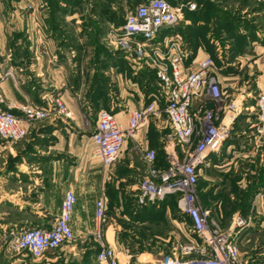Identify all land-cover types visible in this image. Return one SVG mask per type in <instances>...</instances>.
Wrapping results in <instances>:
<instances>
[{"label": "crops", "instance_id": "1", "mask_svg": "<svg viewBox=\"0 0 264 264\" xmlns=\"http://www.w3.org/2000/svg\"><path fill=\"white\" fill-rule=\"evenodd\" d=\"M182 1L194 2L197 7L205 8L210 18L209 21L197 20L196 28L192 29L195 43H190L183 35L186 45L197 57L213 56L216 54L215 42L219 41L225 49L224 57L218 58L211 73L226 96L225 106L236 100L245 108L235 118L226 109L220 114L222 120H231L230 134L221 150L212 153L199 166V196L211 207L210 213L222 229L231 228L237 215L249 220V225L238 235L240 259L242 254H246L245 264H264V143L257 141L254 125L257 111L255 96L264 91V1ZM36 17L31 16L28 20L35 25ZM38 20L43 23L42 16ZM181 24L192 26L194 23L185 16ZM49 34L36 29L28 37L31 41L35 37L36 41L20 47L19 52L15 50L12 54L13 66H19L20 71L17 68L16 77L0 82V95L4 98V109L15 104L17 108L12 111L21 115L22 105L43 104L48 93L64 87V99L73 119L67 122L47 120L46 123H53L54 126L49 136V147L34 149L31 161H22L11 169L5 166L0 169V243L2 230L51 228L60 215L69 189H73L77 196L71 221L75 238L59 253L41 258H35L29 252L10 254L1 249L0 264H99L96 256L91 258L86 255L98 248L96 234L99 231L106 243L116 248L120 264H130L129 254L123 249L120 237L122 222L130 220L125 202L131 205V199L137 193V183L147 172L145 152L156 150V160H159L166 129L169 130L167 117L163 116L164 113L152 117L134 137L126 139L114 165L115 181L110 182L100 162L93 157L94 131L84 125V106L87 103L89 106L107 104L96 109V114L103 108L113 110L117 119L127 126L131 112L144 106L151 99V94L156 92L151 89L147 93V80H152L157 87L156 76L154 74L153 78L145 73L147 76L142 85L137 83L136 76L125 81L122 72L130 63L124 54L116 51L106 72L116 73L120 90L116 97H110V101L97 103L90 95L86 97L83 94L86 91L83 57L78 58L82 59L78 63L80 76L75 79L78 89L74 90L72 76L78 60L75 58L76 50L59 47L60 39ZM4 54L1 52V55ZM142 75L144 69L139 71L137 78H143ZM250 80L252 85L248 87L246 83ZM160 105L164 106L163 101ZM40 129L32 126L30 131L38 134ZM6 149L14 153L13 145L0 142V153ZM164 157L168 163L166 155ZM100 196L106 197L108 207L111 200L116 203L115 214L107 215L102 222L96 217V201ZM162 213L161 220H168L171 231L157 235L156 247H162L157 255L160 251L169 252L178 242L186 239L181 219H174L170 211ZM174 228L178 231L175 232ZM145 254L148 253L142 255Z\"/></svg>", "mask_w": 264, "mask_h": 264}, {"label": "built area", "instance_id": "2", "mask_svg": "<svg viewBox=\"0 0 264 264\" xmlns=\"http://www.w3.org/2000/svg\"><path fill=\"white\" fill-rule=\"evenodd\" d=\"M196 7L194 2L174 4L169 0H147L127 11L121 25L109 33L110 43L122 50L126 59L154 70L157 90L151 94L149 103L131 112L127 126L117 119L113 110L98 111L97 128L92 135L93 157L100 162L108 179H112L114 165L126 139L134 137L152 117L165 113L169 130L163 139V149L168 165L164 169L157 168L156 150H147L144 154L147 172L137 183L135 197L137 204L143 206L160 204L169 196H176L186 236L185 241L178 242L169 252L160 251L158 258L140 260L138 257L134 264H241L238 235L249 225V220L237 215L232 227L225 231L214 220L209 223V211L202 210L199 205L197 187L199 166L212 153L221 150L230 134L231 120H222L220 114L226 109L235 118L244 107L236 100L225 106L226 96L211 73L216 68L212 55H193L180 32L162 35L165 29L180 25L186 11ZM262 36L264 38V31ZM215 45L217 58L223 59L225 49L219 41ZM255 99L259 118L255 136L258 142L264 143V91L257 93ZM211 101L217 102L218 107H209ZM197 102L201 104L195 109ZM14 108H17L15 104L7 109L0 108V138L13 142L25 139L36 122L48 120L53 115L70 116L61 92L46 95L43 104L22 105L21 115L14 113ZM197 133L200 140L195 149L189 151L187 147ZM180 150L187 153L189 161L181 160ZM76 202L75 191L67 190L53 226L15 232L12 249L41 258L49 250L71 242L75 238L71 221ZM107 208L106 197L98 198L96 217L101 222L106 218ZM96 238L101 244L97 256L99 264H120L116 248L106 243L101 231ZM129 258L132 264L133 254H129Z\"/></svg>", "mask_w": 264, "mask_h": 264}, {"label": "rangeland", "instance_id": "3", "mask_svg": "<svg viewBox=\"0 0 264 264\" xmlns=\"http://www.w3.org/2000/svg\"><path fill=\"white\" fill-rule=\"evenodd\" d=\"M235 1V0H233ZM243 2V0H241ZM121 2V1H120ZM184 2V1H182ZM80 3V4H79ZM78 4H74V0H0V82L6 78L16 77V70L19 66H13V53L19 52L20 47L29 46L31 42H35L36 39L33 37L32 41L29 39V35L33 34L36 29L42 31L44 30L46 33L49 32L52 37H56L59 42V47L61 48H72L76 50L75 58L78 59L79 57H83L84 65V74L83 76L86 77L85 79V88L86 91L83 92L84 96H88V92L94 84L95 76L97 73H102L105 76L104 80L98 81L102 84V88L104 90V98L103 100L107 102L110 101V97H116L120 87L118 86V81L116 77V73H111L110 71L106 72V66L104 64L103 59L109 53L113 56L117 52H121L123 55V51L120 49H115L113 45L110 43L109 40V33L112 28H115L121 25L123 19L122 16L127 12L132 10L136 7L137 3L129 2L128 0H124L122 3H114L107 0H80ZM140 3V2H139ZM186 3V2H185ZM114 4V5H113ZM109 14L112 15V19L109 18ZM37 16L34 18L35 25L32 24L31 20H28L31 16ZM42 16L43 23L38 20ZM42 26V27H40ZM53 34V35H52ZM191 38V42L195 43L196 36ZM99 45H101L99 47ZM98 46V47H97ZM99 51V54L97 53ZM117 51V52H116ZM5 53L4 55H1ZM125 57V54H124ZM81 59V60H82ZM77 60V66L75 65L73 76H72V89L76 90L77 84L75 79L80 76V69H79V61ZM126 60V59H125ZM127 61V60H126ZM129 65L124 68L125 72L123 73V78L125 81L129 80L130 78H135L139 85L145 81L146 74L150 71V76L155 74L153 69H148L146 72V67H141V65L135 64L134 62L129 60ZM144 69V76L143 78H137L139 75V71ZM147 73V74H148ZM141 75V74H140ZM113 76V77H112ZM256 75H253V78ZM252 78V77H251ZM252 80L248 81L246 84L249 87ZM108 83V84H107ZM242 84V80H241ZM250 84V85H249ZM98 85V84H96ZM78 89V88H77ZM58 92L63 94L65 88H57L47 95H53ZM261 92V91H260ZM94 93V92H93ZM65 100V99H64ZM102 99L100 101H103ZM66 102V101H65ZM67 104V103H66ZM198 107L201 102L197 103ZM97 105V104H96ZM107 104H104L105 106ZM218 103L212 102L209 104V107H218ZM103 106H94L92 104L89 106L87 103L84 106V125L87 128H91L92 131H95L97 128V111L99 107ZM5 103L4 98L0 95V108L4 109ZM68 107V106H67ZM197 107V108H198ZM70 116L65 115H53L50 119L51 122H55L56 120H63V121H70L73 119L72 111L69 109ZM165 114V113H164ZM163 116H166L164 115ZM258 118V111L255 114V132L257 134V127L259 125V118ZM47 120L42 122H36L34 124L35 128L38 127L40 132L36 134L35 132L32 134L31 131L29 132L28 136L20 141L13 142L11 140H6L0 138V142H7L9 145H13L14 153L10 152L9 150H5L0 153V169L4 166L6 169L13 168L16 164L22 161H31V158L35 155L33 150H42L46 149L49 146L50 142V133L54 128L53 123H46ZM168 132V129H166ZM200 140V134L197 133L193 138L192 144H190L187 149L189 151H193L197 146ZM47 145V146H46ZM30 148V149H29ZM32 150V151H29ZM179 156L183 161H189V156L187 153L185 154L184 151L179 152ZM155 166L160 169L166 168V162L163 159V155H159V160H156ZM111 181H115V178L110 179ZM121 186V185H120ZM197 196L199 199V205L201 206L202 210L209 211V223L211 220H216L212 217L210 210L211 207L207 206L199 196L198 188H197ZM101 197V196H100ZM165 199L160 204H157L154 210L151 208L152 205H144L142 209L143 215L141 217H134L133 211L132 214H129V219L125 222H122L123 228L120 231V237L123 245V249L128 252V254H132V248H136L139 253L136 255L137 258L141 257L140 260H149V259H156L159 256L157 255V251L160 248H157V235L159 234H166L171 231L169 230V222L168 220H161L162 219V212H167L173 215V218L178 220V218L174 217V214L179 215V209L177 206V202L170 199ZM128 203V202H127ZM125 202V205H127ZM115 201L114 199L109 202V207L106 211L107 215H111V213L115 214ZM129 205V204H128ZM142 206V205H141ZM127 207V206H125ZM146 209V210H145ZM152 211H151V210ZM217 223V222H216ZM162 224V225H161ZM218 224V223H217ZM156 225H160L161 227L157 228ZM219 225V224H218ZM165 229H163V228ZM160 229V230H159ZM222 229V228H221ZM175 232L178 231L174 228ZM223 231L227 229H222ZM17 232V230H2L1 231V243H0V250L5 249L10 254L15 253H23L27 251H15L11 247V240L13 234ZM183 236V235H182ZM184 237V236H183ZM184 239V238H183ZM98 249H101V244L98 242ZM66 245V244H65ZM64 246V245H63ZM59 247L54 250H49L46 252L45 255H52L59 253L61 248ZM93 250V249H92ZM90 250L86 255L92 258L95 257L97 259L98 251L97 248L94 249L95 252ZM144 252L148 254L142 255ZM246 254H242L241 256V264H245V257ZM87 256V257H88ZM240 259V260H241ZM139 260V259H138ZM99 263V262H98ZM135 263V262H134ZM132 263V264H134ZM70 264V263H69ZM97 264V263H96Z\"/></svg>", "mask_w": 264, "mask_h": 264}, {"label": "trees", "instance_id": "4", "mask_svg": "<svg viewBox=\"0 0 264 264\" xmlns=\"http://www.w3.org/2000/svg\"><path fill=\"white\" fill-rule=\"evenodd\" d=\"M109 3H110V1H112V2H118V0H107ZM129 2H132V3H137V5L138 4H140V3H143V2H145V1H147V0H134V1H132V0H128ZM170 2H172V3H174V4H177V3H180V1H182V0H169ZM80 0H74V4L75 5H79L80 3ZM140 2V3H139ZM79 3V4H78ZM136 5V6H137ZM211 7V6H210ZM134 9V8H133ZM204 9L205 8H202L201 6H199L198 5V7L196 8V10H193V11H191V10H187L186 11V18H190L191 20H192V22L194 23L192 26H187V25H182V24H180V25H178L177 27H175V28H169V29H165L164 31H163V33H162V35H169V34H173V33H175V32H180V33H182L185 37H186V39L191 43V37L193 36V32H192V29L193 28H196V22H197V20L200 18H202V19H208V21L210 20V18L208 17V15H207V11L205 10L204 11ZM109 18L110 19H112V15H110L109 14ZM101 45H99V47H100ZM98 47V46H97ZM98 54H99V51L97 52ZM121 52H119L118 54H120ZM193 55H194V53H193ZM112 57V55L111 54H107L106 56H105V58L103 59V61H104V64H105V66L106 67H109V61H110V58ZM213 57L215 58V60L216 61H219L218 60V58H217V56H216V54H214L213 55ZM125 60V59H124ZM124 60H123V62H124ZM145 69V68H144ZM146 70V72H147V68L145 69ZM148 73V72H147ZM146 73V74H147ZM150 73H153V72H149L148 74H150ZM147 74V75H148ZM151 77H153L154 78V74H152V76ZM98 78H100V80H104L105 79V76L102 74V73H97V75L95 76V80L93 81L94 82V84H93V86L91 87V89L89 90V92H88V95H90L93 99H94V101H96L97 103L102 99L103 100V98H104V95H103V93H104V90H103V88H102V84H100L99 83V81H98ZM96 84H98V85H96ZM157 90V87L153 84V81L152 80H150V81H148L147 80V93L148 92H150V90ZM94 92V93H93ZM151 101V99H148L147 100V103H149ZM161 153V155H163V159H164V161H165V151H164V149L160 152ZM166 162V161H165ZM167 165H168V163H166V167H167ZM170 199H172L174 202H175V204H176V196H174V195H172V196H169L168 198H167V200H170ZM166 200V201H167ZM165 202V201H164ZM164 202H163V204H164ZM127 203V202H126ZM130 204L131 205H128V203H127V205H125V206H127V207H125V211H127L129 214H132L131 213V211H133V214L135 215L134 217H136V218H138V217H141V215H143V212H142V209L144 208V205L143 206H141V205H139V204H137V202H136V197H133L132 199H131V202H130ZM146 206H148V205H146ZM152 207L153 208H151L152 210H154L156 207H158L157 206V204H154V205H152ZM150 209V210H151ZM131 210V211H130ZM146 210V209H145ZM151 210V211H152ZM174 217H176V218H178V219H181V215L179 214H174ZM96 249V248H95ZM96 251H98V253H99V251H100V249H98L97 248V250ZM139 251L140 250H138V249H136V248H132V254H133V259H132V262L134 263V262H136V255L135 254H137V253H139ZM168 251H166V253H167ZM97 253V254H98Z\"/></svg>", "mask_w": 264, "mask_h": 264}]
</instances>
